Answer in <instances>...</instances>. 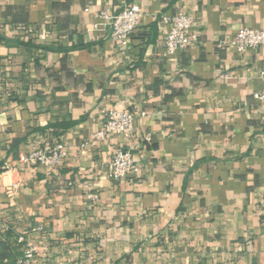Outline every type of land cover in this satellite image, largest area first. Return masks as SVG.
<instances>
[{
  "label": "crops",
  "instance_id": "1",
  "mask_svg": "<svg viewBox=\"0 0 264 264\" xmlns=\"http://www.w3.org/2000/svg\"><path fill=\"white\" fill-rule=\"evenodd\" d=\"M126 4L142 17L122 46L98 15ZM179 11L199 41L164 57ZM244 26L264 30V0H0L1 239L46 246L35 264H264V47L228 44ZM102 108L133 135L92 141ZM40 137L59 165L23 163ZM116 149L137 163L118 181Z\"/></svg>",
  "mask_w": 264,
  "mask_h": 264
},
{
  "label": "built area",
  "instance_id": "2",
  "mask_svg": "<svg viewBox=\"0 0 264 264\" xmlns=\"http://www.w3.org/2000/svg\"><path fill=\"white\" fill-rule=\"evenodd\" d=\"M98 17L105 21L109 37L120 45L126 46L138 26L142 14L130 4H126L113 13L102 11ZM161 20L168 26L162 51L164 57L185 50L199 41V33L194 30V17L191 14L179 11L171 16L163 15ZM225 44L222 42L218 46ZM228 44L238 52L258 46L264 47V30L241 27L228 40ZM253 96L264 108V85L260 90L254 92ZM100 113L103 117V125L92 135V141H103L113 135H122L127 138L133 135L135 116L131 112L115 108H102ZM149 140L150 135H146L144 141ZM65 156L66 149L60 140L53 141L40 137L29 142V149L22 161L26 165L52 168L59 165ZM136 168L137 163L129 150L116 149L107 162L106 174L111 180L118 181L126 178ZM17 186L18 184H13L8 190L9 193L14 192ZM85 199L90 205H94L99 197L95 192L87 191ZM17 243L20 244L21 254L15 264H35L36 258L48 251L46 246L40 247L22 235L17 237Z\"/></svg>",
  "mask_w": 264,
  "mask_h": 264
},
{
  "label": "trees",
  "instance_id": "3",
  "mask_svg": "<svg viewBox=\"0 0 264 264\" xmlns=\"http://www.w3.org/2000/svg\"><path fill=\"white\" fill-rule=\"evenodd\" d=\"M21 252L18 246L0 238V264H15Z\"/></svg>",
  "mask_w": 264,
  "mask_h": 264
}]
</instances>
